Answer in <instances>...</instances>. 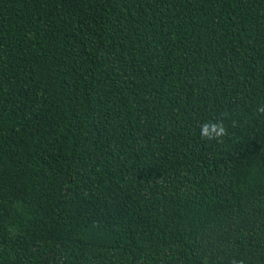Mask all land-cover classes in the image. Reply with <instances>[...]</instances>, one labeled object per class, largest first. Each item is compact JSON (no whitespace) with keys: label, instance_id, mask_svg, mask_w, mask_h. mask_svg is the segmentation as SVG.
I'll use <instances>...</instances> for the list:
<instances>
[{"label":"trees","instance_id":"1","mask_svg":"<svg viewBox=\"0 0 264 264\" xmlns=\"http://www.w3.org/2000/svg\"><path fill=\"white\" fill-rule=\"evenodd\" d=\"M260 105L264 0H0V264H264Z\"/></svg>","mask_w":264,"mask_h":264},{"label":"clouds","instance_id":"2","mask_svg":"<svg viewBox=\"0 0 264 264\" xmlns=\"http://www.w3.org/2000/svg\"><path fill=\"white\" fill-rule=\"evenodd\" d=\"M257 112L260 114H264V105H260L257 107ZM227 134V130L224 127L223 123L218 120H208L202 122L200 125V138L203 141H216L221 142L222 138Z\"/></svg>","mask_w":264,"mask_h":264}]
</instances>
